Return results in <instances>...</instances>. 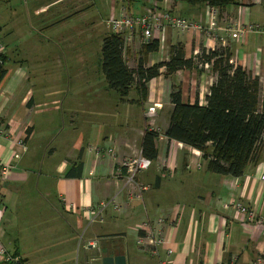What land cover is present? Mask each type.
I'll use <instances>...</instances> for the list:
<instances>
[{"label":"crops","instance_id":"1","mask_svg":"<svg viewBox=\"0 0 264 264\" xmlns=\"http://www.w3.org/2000/svg\"><path fill=\"white\" fill-rule=\"evenodd\" d=\"M57 1L63 0L50 4ZM153 3L173 15L201 23L205 20V4L103 0L96 8L97 22L82 26L85 31L80 34H93L101 40L113 33L107 21L142 14ZM77 4L79 11L88 10L86 0L73 5ZM236 24L257 25L262 30L249 32L244 42L219 34L232 62L264 85V0H239L218 10V27ZM9 36L0 25L1 67L5 70L0 80V159L11 165L9 176L0 178V250L21 264H66L73 260L80 239L84 252L95 250L91 262L99 264L106 250L124 254L126 264H155L157 259H169L170 264H264V224L240 222L234 209L223 208L227 201L237 200L264 218V183L259 180L264 172V141L256 162L248 164L241 176L231 177L207 171L200 151L163 135L172 109V85H180L183 103L197 100L204 105L215 79L209 66L171 74L160 68L159 75L146 83L145 100H140L134 87L125 96L110 89L98 59L97 75L89 77L86 67L92 57L82 45H67L62 59L57 60L49 58L44 49L26 44L38 74L43 75L30 77L22 60L15 59L18 46L7 47ZM176 43L183 46L186 57L195 56L201 47L219 45L204 34L168 31L157 51L142 55L140 37L134 30L125 41L124 58L129 67L139 59L148 67L166 61L169 46ZM62 62L65 78L60 74ZM56 68L59 76L53 74ZM69 69H78L71 79ZM70 81L76 85L73 92H69ZM153 105L154 117L146 118L144 111ZM150 128L159 132L156 159L137 174V181L148 189L141 200L130 199L119 161L141 153L142 136ZM79 162L80 175L66 176ZM112 198L120 208L108 206L91 221L89 210ZM156 218L164 220V242L157 257L136 242L140 223ZM108 234L116 235L111 239ZM133 237L136 250L129 244ZM168 249L171 253L167 255Z\"/></svg>","mask_w":264,"mask_h":264},{"label":"trees","instance_id":"2","mask_svg":"<svg viewBox=\"0 0 264 264\" xmlns=\"http://www.w3.org/2000/svg\"><path fill=\"white\" fill-rule=\"evenodd\" d=\"M160 2L162 0H154ZM189 5L205 4L223 9L235 5L239 0H172ZM158 42L153 40L140 44L142 55L158 50ZM125 40L118 33H110L102 38L100 68L107 86L120 96L127 95L131 87L137 89L139 99L146 98V83L159 75L160 68L165 74L179 70H201L208 64L215 79L205 95V104L183 103L180 85H172L169 100L172 109L163 135L201 152L206 161V170L212 173L239 177L248 164L256 162L257 151L264 141V85L230 59L227 45L213 49L201 47L195 56L186 57L179 43L169 46L166 61L144 66L139 59L134 67H129L125 58ZM0 80L5 74L1 67ZM159 132L146 129L141 139V155L156 159L155 140ZM81 163L71 166L66 176H78ZM9 261L0 264H21L8 254ZM264 256V253H263Z\"/></svg>","mask_w":264,"mask_h":264},{"label":"built area","instance_id":"3","mask_svg":"<svg viewBox=\"0 0 264 264\" xmlns=\"http://www.w3.org/2000/svg\"><path fill=\"white\" fill-rule=\"evenodd\" d=\"M205 20L203 23L186 19L182 16L171 14L167 9L161 8L153 3L150 7L139 15L124 14L116 20L106 22L108 28L113 33H118L124 37V40H130L133 31H138L141 43L145 44L150 41H157L158 45L165 42V37L168 31H177L180 33H198L215 39L219 45L224 46V37L219 34L220 30H224V34H229L232 39L244 42L245 36L251 31L262 30L257 25H232V27L221 28L217 26L218 10L215 7L206 5L204 12ZM2 46L0 45V54ZM205 68L208 64L203 65ZM156 105L149 106L144 115L146 118L152 119L155 115ZM107 154L114 160V153L111 149L107 150ZM151 165V160L142 156L141 153L130 157L123 158L119 161V168L123 173V186L128 189V198L141 200L142 194L148 189V185L141 184L137 181V174L148 169ZM11 165L0 159V178L9 176ZM259 180L264 183V172L259 175ZM112 206L114 209H119L120 205L114 198L104 200L99 203L95 210H89L92 215L91 221H94L99 216L100 212L106 207ZM235 210L240 222L254 221L264 224V218L257 215L248 206L237 200H229L223 204V208ZM163 226L164 220L156 218L154 220L146 219L141 222L138 227L137 244L144 248L151 256L157 257L158 248L163 244ZM167 255L171 250H167ZM2 259V260H1ZM11 258L0 250V260L9 261ZM155 264H170L169 259H157Z\"/></svg>","mask_w":264,"mask_h":264},{"label":"rangeland","instance_id":"4","mask_svg":"<svg viewBox=\"0 0 264 264\" xmlns=\"http://www.w3.org/2000/svg\"><path fill=\"white\" fill-rule=\"evenodd\" d=\"M55 0H0V25L7 32H10V36L7 38V47L12 45H17L18 50L14 53L15 59L22 60L23 70L30 77L40 76L38 74V68L36 60H34L25 48L26 44L38 46L39 49H44L47 52L49 58L55 56L57 60H61L64 54L65 47L67 45H79L84 46L88 55L92 57L89 60V64L86 67V72L88 76L97 75L96 62L99 59L102 39L96 38L93 34L89 37L80 34L81 30L85 31L84 25L88 22L96 21L97 11L96 8L99 3L103 0H86L88 3L87 11H79V4L73 5L77 0H63L57 1L50 4ZM89 1V2H88ZM45 7L43 10L35 13L34 11ZM226 28V27H221ZM225 32L224 30H220ZM229 36V34H227ZM68 37V41H66ZM37 47V48H38ZM10 56V55H9ZM44 57L45 54L42 53ZM11 57V56H10ZM69 61V60H68ZM65 62V61H64ZM64 62L61 63L60 74L62 73L63 78H65ZM9 64V63H8ZM100 64V61H99ZM99 70L101 68L99 65ZM70 79L72 73H77L78 69H69ZM81 71V70H80ZM55 76H59L58 69L56 68L53 72ZM101 74V73H100ZM207 76H210V72H207ZM85 80V77H83ZM106 82V81H105ZM87 83V82H86ZM90 85V84H89ZM76 88L74 81L69 82V92H73ZM87 89V86H85ZM3 218V224L7 225V215ZM120 230V229H119ZM125 235L128 236L129 231H125ZM116 234H108L106 237L113 239ZM104 239V238H103ZM112 242V240L110 241ZM99 241L97 242V248ZM129 244L131 248L136 250L134 245V237L130 239ZM138 249V248H137ZM95 253V250L89 252H84L82 248L81 240L78 239V246L76 248V253H74L73 260L71 263L66 262V264H99V262H91V256ZM146 259H147V255ZM2 260V259H1ZM0 262H5L3 260ZM140 262V264H147Z\"/></svg>","mask_w":264,"mask_h":264},{"label":"water","instance_id":"5","mask_svg":"<svg viewBox=\"0 0 264 264\" xmlns=\"http://www.w3.org/2000/svg\"><path fill=\"white\" fill-rule=\"evenodd\" d=\"M101 264H126V258L119 251L108 252L106 250L105 254L101 257Z\"/></svg>","mask_w":264,"mask_h":264}]
</instances>
